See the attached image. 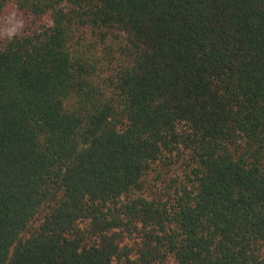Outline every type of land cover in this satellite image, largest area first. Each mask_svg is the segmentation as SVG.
Wrapping results in <instances>:
<instances>
[{"label": "trees", "instance_id": "obj_1", "mask_svg": "<svg viewBox=\"0 0 264 264\" xmlns=\"http://www.w3.org/2000/svg\"><path fill=\"white\" fill-rule=\"evenodd\" d=\"M0 264H264V0H0Z\"/></svg>", "mask_w": 264, "mask_h": 264}, {"label": "rangeland", "instance_id": "obj_2", "mask_svg": "<svg viewBox=\"0 0 264 264\" xmlns=\"http://www.w3.org/2000/svg\"><path fill=\"white\" fill-rule=\"evenodd\" d=\"M22 25V19L16 15H12L3 19L1 32L5 35H13L21 30Z\"/></svg>", "mask_w": 264, "mask_h": 264}, {"label": "clouds", "instance_id": "obj_3", "mask_svg": "<svg viewBox=\"0 0 264 264\" xmlns=\"http://www.w3.org/2000/svg\"><path fill=\"white\" fill-rule=\"evenodd\" d=\"M14 31V30H13Z\"/></svg>", "mask_w": 264, "mask_h": 264}]
</instances>
